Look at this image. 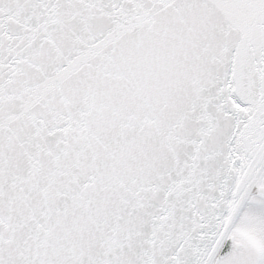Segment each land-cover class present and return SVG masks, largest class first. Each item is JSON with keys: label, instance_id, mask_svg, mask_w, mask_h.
Here are the masks:
<instances>
[{"label": "snow or ice", "instance_id": "6c2138e0", "mask_svg": "<svg viewBox=\"0 0 264 264\" xmlns=\"http://www.w3.org/2000/svg\"><path fill=\"white\" fill-rule=\"evenodd\" d=\"M0 264H264V0H0Z\"/></svg>", "mask_w": 264, "mask_h": 264}]
</instances>
